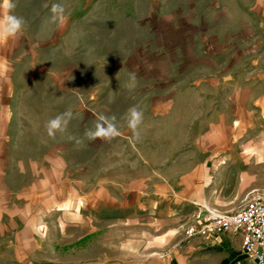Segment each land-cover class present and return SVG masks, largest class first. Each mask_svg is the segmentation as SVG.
I'll use <instances>...</instances> for the list:
<instances>
[{
	"label": "rangeland",
	"instance_id": "rangeland-1",
	"mask_svg": "<svg viewBox=\"0 0 264 264\" xmlns=\"http://www.w3.org/2000/svg\"><path fill=\"white\" fill-rule=\"evenodd\" d=\"M16 3L23 34L0 43L14 100L0 127V264L193 263L195 202L234 212L264 195V0ZM101 116L115 117L111 142L84 135Z\"/></svg>",
	"mask_w": 264,
	"mask_h": 264
},
{
	"label": "built area",
	"instance_id": "built-area-1",
	"mask_svg": "<svg viewBox=\"0 0 264 264\" xmlns=\"http://www.w3.org/2000/svg\"><path fill=\"white\" fill-rule=\"evenodd\" d=\"M184 229L185 238L218 235L224 232L241 235L243 260L237 264H264V195L254 196L234 212H220L201 206Z\"/></svg>",
	"mask_w": 264,
	"mask_h": 264
},
{
	"label": "clouds",
	"instance_id": "clouds-1",
	"mask_svg": "<svg viewBox=\"0 0 264 264\" xmlns=\"http://www.w3.org/2000/svg\"><path fill=\"white\" fill-rule=\"evenodd\" d=\"M16 0H0V43L19 38L24 31L26 21L24 17L16 14ZM51 21L53 23H63L65 20L64 6L54 3L50 9ZM73 119L71 110H66L46 123L47 134L54 137L57 132L64 133ZM144 114L138 106L133 105L127 111L126 122L134 140L141 139V125ZM120 130L115 123V117L101 116L94 129H86L84 135L89 141L99 139L102 142H111L120 135ZM79 143V141H77Z\"/></svg>",
	"mask_w": 264,
	"mask_h": 264
},
{
	"label": "crops",
	"instance_id": "crops-1",
	"mask_svg": "<svg viewBox=\"0 0 264 264\" xmlns=\"http://www.w3.org/2000/svg\"><path fill=\"white\" fill-rule=\"evenodd\" d=\"M1 68H3V65H0V69ZM11 85L12 84H10V87H8L7 85L2 86L0 84V127L2 126V120L7 119V112L10 108L9 103L11 101H14L13 88ZM0 133L5 134L6 130L0 128ZM5 139L7 138L5 137ZM0 148H7V143H0ZM209 164V159H206V161L202 162L200 168L207 169L208 167H211V165ZM208 182H210V180ZM166 183L167 186L172 189H174L178 184V182L176 184L175 182H169L168 180L166 181ZM198 203L200 204L199 206L205 205L207 207H211L209 204L207 205L198 201L195 202V204ZM198 209V213L203 212L201 207H198ZM187 241L191 243L190 246L187 247L188 250L190 249L192 252H194L195 250L198 251L199 249L200 253L203 254L199 258L195 257L193 263L191 264H237L238 262L243 260V255L240 247V234L224 232L218 235L209 236L208 238L193 236V238H189L187 239Z\"/></svg>",
	"mask_w": 264,
	"mask_h": 264
},
{
	"label": "bare ground",
	"instance_id": "bare-ground-1",
	"mask_svg": "<svg viewBox=\"0 0 264 264\" xmlns=\"http://www.w3.org/2000/svg\"><path fill=\"white\" fill-rule=\"evenodd\" d=\"M253 149H254L253 151H254V154H255V158L254 159L257 162H261L262 160H264V145H261L260 147L256 146V148H253ZM250 152H252V151H250Z\"/></svg>",
	"mask_w": 264,
	"mask_h": 264
}]
</instances>
